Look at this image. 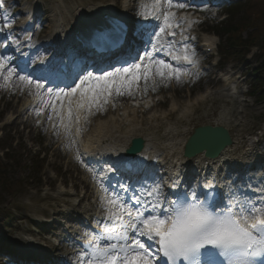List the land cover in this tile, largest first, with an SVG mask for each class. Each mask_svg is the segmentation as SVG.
Here are the masks:
<instances>
[{
    "label": "rangeland",
    "instance_id": "rangeland-1",
    "mask_svg": "<svg viewBox=\"0 0 264 264\" xmlns=\"http://www.w3.org/2000/svg\"><path fill=\"white\" fill-rule=\"evenodd\" d=\"M20 1L6 0L7 19H1L3 24L0 23V28L2 27L0 35L4 37L0 40V45H6L0 47V51L5 50L7 57H9L6 54L9 46L5 38L6 35L8 36L7 30L22 25L32 12L33 14L44 12V16L36 20V29H39L45 19L50 20L47 26L52 28V12L55 9L67 19L74 17L77 11L87 10L93 5L110 7L118 14L131 17L133 11L130 12V8L136 5V0H42L40 7L42 9L39 10L35 7V0H23L22 6L17 8L15 2L20 3ZM206 1L204 5L190 7V12L199 14L197 21H204L186 35L190 38L188 42L197 46L195 47L197 54L193 59L200 62L201 69L190 71L191 76L181 75L179 81L173 77L161 83L160 78L156 77V90L154 91L150 86L147 93L144 92V82L141 81L140 90L134 96L114 95L105 106L104 114L101 117L91 118L89 125L85 118H88L89 112L79 110L80 119L77 121V110L74 109L69 118L66 107L57 109L60 115L55 121L49 120L45 112L37 115L36 109L40 107L37 105L24 116H19L18 112L24 108L27 97L31 95L25 94L28 86L24 83L15 85L13 92L9 85L0 87V118L3 115L0 121V140L11 145L10 150L21 163L13 178L15 181L22 180V184L21 186L16 184L14 190L24 191L21 195L17 193L13 198L6 199L4 208L7 212L0 213V254L9 253L18 261L19 256L8 240H13L22 234L27 237V232L35 238V235L48 228L46 221L54 216V211L60 210V206L65 203L70 206L76 205L77 197L65 198L60 194L63 188L74 192L73 181L80 182L87 179L84 171L78 170L77 161L81 158V146L78 140L81 137L85 142L99 120L105 122L113 116L117 117L118 114L121 121L125 120L123 114L135 109L133 105H146L149 102L152 108L147 109L144 117L140 113L136 118L129 114L128 124L122 126V132L134 127L140 132V136L153 138L159 144L166 145L171 138L180 142L194 128L218 124L228 128L239 143L237 153L234 155L237 160L234 162L237 165L241 162L246 163L244 169L252 171V174L258 173L264 179V100L258 102L254 97L248 98L254 78L262 74L264 79V70L260 73L255 72L258 66L253 58L255 51L240 61L234 57L224 68H219L221 41L219 36L210 31V28L226 17V7L211 6L213 0ZM183 10L185 9H179V11ZM20 13L23 14L18 15ZM9 20L10 22L7 23ZM192 27L194 29V26ZM49 30L37 31L35 40L38 44L47 42L46 36L50 33ZM22 37L21 34L19 42L22 41ZM206 37L213 39L215 50L212 55L204 57L199 53V47ZM148 83L151 85L152 80L150 79ZM0 84H3L2 78ZM18 89L25 91L19 95L16 94ZM262 91L264 93V87ZM201 95H207V98L202 101L197 100ZM47 107L51 111V106ZM140 110L145 109L141 106ZM51 113L56 114L54 111ZM64 115H66L65 119H63ZM154 115L157 116L155 120L152 118ZM56 130L61 131L60 135H56ZM52 133L54 136H51ZM232 151L236 152V149ZM233 153L231 152L229 156ZM35 154H41L40 159L43 160V169L36 174L31 170L30 163ZM80 194L81 189L78 196ZM54 219L58 223L62 220L61 217ZM35 223L38 224L35 226ZM54 227L61 232L57 224Z\"/></svg>",
    "mask_w": 264,
    "mask_h": 264
},
{
    "label": "snow or ice",
    "instance_id": "snow-or-ice-1",
    "mask_svg": "<svg viewBox=\"0 0 264 264\" xmlns=\"http://www.w3.org/2000/svg\"><path fill=\"white\" fill-rule=\"evenodd\" d=\"M164 4L167 10L161 11V0H154L153 10L141 12L146 19L151 17L160 21L150 37L153 51H146L138 57H121L116 64L96 66L93 71L79 65L64 69L50 66L47 75L37 79L19 75L11 58L0 55V78L3 80L0 87L9 85L16 76L26 86L35 89V94L41 98L44 107L36 109L37 115L43 114L45 107L50 105L57 116L60 115L57 109L66 107L71 118L75 108L79 121V110H104L114 95L134 96L140 90L141 81L147 93L150 86L156 90V77L163 83L173 77L179 81L181 75L191 76L188 69L158 58L163 50L174 61L182 59L189 65L195 63V52L189 53L188 50L190 38L183 30L180 32L183 55L176 54L173 48L177 43L176 30L185 21L183 17L177 19L172 9H185L187 5L180 0H164ZM4 7V0H0V9ZM165 36L170 38L166 44L163 42ZM58 72L71 83H66L65 87L46 88L41 80H49ZM150 79L151 85L148 83ZM42 90L46 98L41 95ZM48 119L51 120L52 116L49 115ZM121 188L127 191L126 186L121 185ZM106 203L111 206L105 209L108 213L105 219L110 227L102 229L103 239L99 241L96 235L86 234L79 264H159L156 256H161L165 264H264V204L246 206L237 199L224 206H214L195 191L168 199L163 195L162 185L145 189L143 196L136 195L128 208L127 201L116 198H108ZM144 237L150 243L141 239ZM152 243L158 245L155 251Z\"/></svg>",
    "mask_w": 264,
    "mask_h": 264
},
{
    "label": "bare ground",
    "instance_id": "bare-ground-1",
    "mask_svg": "<svg viewBox=\"0 0 264 264\" xmlns=\"http://www.w3.org/2000/svg\"><path fill=\"white\" fill-rule=\"evenodd\" d=\"M23 0L20 1V3L15 2V6L19 8V6H22L21 3ZM40 5V4H39ZM23 13H20L18 15H22ZM54 25L52 28V34L49 36V38H53L54 40L60 37L63 41L67 42L72 39V35L77 34L81 35L86 41H90L94 44H98L100 40H96L95 38L103 37H114L120 35V30H118L115 33H111L112 30H114L113 26V20H121L123 19V16L116 14L110 7H101L99 5H93L87 10H79L75 14V19L73 20V26L69 29H63V26L66 24H70L71 20L64 18L58 10H54ZM184 18V20L187 18L186 15L181 16ZM180 17V18H181ZM36 18L37 17H33ZM39 18H42L39 16ZM1 19V16H0ZM157 20V19H154ZM10 21V20H9ZM26 21V20H25ZM49 21H45L41 24V29H49L48 25ZM160 22V21H159ZM24 24V23H23ZM2 30V27L0 28ZM26 32L27 29L25 25H22L21 27H16V29L9 32V35L12 36V40H14L13 46L10 47V49H13L16 46V50L20 51L23 50L25 45L22 46L23 41L18 44L17 39H19V35L21 32ZM70 35V36H69ZM48 36V35H47ZM24 38V37H23ZM22 38V39H23ZM3 39V36L0 35V40ZM50 45L54 44V41H49ZM208 44H211L210 42H207ZM100 45V44H98ZM97 45V46H98ZM34 48L36 49V55H42L44 53L43 46L38 47L37 44L34 43ZM25 53V50L21 51V54ZM5 51L0 52V55H4ZM167 56V55H166ZM168 57V56H167ZM172 61V63H177V61L168 59V61ZM41 63L37 64V67L40 66ZM19 75H21L19 73ZM23 82L19 81L16 76H14L13 80L10 82L9 87L14 88L15 85H19ZM21 93V90L17 91V94ZM43 92L41 91V95ZM207 98V95H201L197 98V100L202 101ZM36 103V100L33 102L30 101L28 104L33 105ZM41 104V99L39 100V103ZM149 105V104H148ZM136 106L135 109L126 112L123 114L124 119L123 121L120 120L119 114L118 117H111L109 120L98 123L96 125L95 130L92 132L91 136L89 137V140L85 143V146L83 147V154H84V161H86L89 164L95 165V167L105 168L108 170L109 166L112 165V169L121 172L124 168L127 167V165H131L132 167H135L138 172H142L145 168L149 169V166L156 167V164L159 165V163H164L168 167V170L170 172V178L176 179V180H182L187 179L190 176V170H201L202 165L204 163L209 164V166H213L214 169L220 168L221 166H225V164H228L232 161H234L236 158L229 156V154L232 151V149H236L239 143H237L236 139H234L233 146L229 147L226 151L223 152V154L220 156L218 160H207L203 155L196 157L195 159L191 161L184 160L182 157L183 154V146L186 142V138L180 142H177L171 138L170 142L166 145H161L156 140L147 137L145 139V150L144 152L135 157L134 159H126L125 157V151L127 150L130 141L133 138H136V136L141 137L139 134L140 132L133 129H130L129 131L122 132L121 126L128 124V117L129 114H131L134 118L139 117L141 114L144 115L143 111H140L137 109ZM140 108V107H139ZM47 109V108H46ZM27 109L21 110L20 115L22 113H26ZM140 113V114H139ZM104 114V111L101 113ZM99 111L95 110L93 112L94 117H101ZM110 114V113H109ZM116 115V114H115ZM116 118V119H115ZM130 125V124H129ZM133 125V124H132ZM218 125V124H216ZM120 127V129H118ZM254 148V147H253ZM162 153V154H160ZM164 155H166L164 157ZM211 164V165H210ZM192 165V166H191ZM162 166V165H160ZM189 166H191V169L188 171ZM244 166V165H243ZM200 171H198L199 173ZM89 180L80 181L76 185L79 184L84 185L85 189L88 191H91L92 184H97V180L95 177L88 178ZM107 178H104L106 180ZM230 184H233L232 187H230V197L231 200H236V198L233 196L238 190L245 193V196H240V200L242 202H245L246 206H250L251 204H255L257 207L261 206V204H264V197L263 194L259 190H255L253 186L250 189H238L236 186V183L233 179H230ZM149 180L147 181V184L149 185ZM147 185V186H148ZM221 187L223 188L224 185L221 184ZM176 187L174 186L173 182L170 184L167 188V190L172 193ZM155 197H153L154 199ZM102 199L106 202L108 199L107 197H102ZM107 207H110L107 204ZM69 219V217H66ZM85 229L87 226H83ZM66 229V228H65ZM71 228H68L66 231L70 230ZM72 236V234H70ZM14 243L17 245L19 249V253L22 254L24 258H29L30 256L34 257L35 251L37 249H40L43 251L42 256L39 258H36V260L40 264H46L48 261L46 259V256L48 252L44 250L43 248H40L38 245H32L27 242L24 238H16L14 240ZM65 244V243H64ZM65 249V246H59L56 249V252H61ZM31 254V255H30ZM69 255V258H65L66 255ZM30 255V256H29ZM62 259H65L68 264H76L77 261V251L71 250V253L63 252L61 255Z\"/></svg>",
    "mask_w": 264,
    "mask_h": 264
},
{
    "label": "trees",
    "instance_id": "trees-1",
    "mask_svg": "<svg viewBox=\"0 0 264 264\" xmlns=\"http://www.w3.org/2000/svg\"><path fill=\"white\" fill-rule=\"evenodd\" d=\"M230 19L219 28V34L226 37L223 56L238 54L245 56L252 47H258L262 54L264 67V0H246L229 9ZM250 30L246 39L242 34ZM240 50V52H237ZM8 159V156H6ZM12 182L8 177V166L0 160V203L3 202L4 194H11Z\"/></svg>",
    "mask_w": 264,
    "mask_h": 264
},
{
    "label": "water",
    "instance_id": "water-1",
    "mask_svg": "<svg viewBox=\"0 0 264 264\" xmlns=\"http://www.w3.org/2000/svg\"><path fill=\"white\" fill-rule=\"evenodd\" d=\"M143 142L137 140L128 154H135L141 150ZM232 145L228 131L222 127H199L190 137L186 146L187 158H194L205 153L206 158L216 159L229 146Z\"/></svg>",
    "mask_w": 264,
    "mask_h": 264
}]
</instances>
